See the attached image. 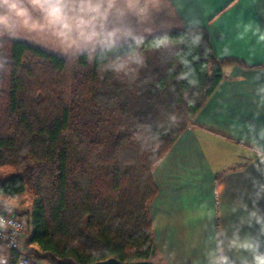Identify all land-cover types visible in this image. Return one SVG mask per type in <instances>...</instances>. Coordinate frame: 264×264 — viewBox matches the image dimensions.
<instances>
[{"label":"trees","instance_id":"trees-1","mask_svg":"<svg viewBox=\"0 0 264 264\" xmlns=\"http://www.w3.org/2000/svg\"><path fill=\"white\" fill-rule=\"evenodd\" d=\"M140 40V62L119 73L22 39L0 52V173H11L0 195L27 196L18 214L37 260L157 264L153 168L222 80L220 64L242 62L216 60L201 27Z\"/></svg>","mask_w":264,"mask_h":264},{"label":"crops","instance_id":"crops-1","mask_svg":"<svg viewBox=\"0 0 264 264\" xmlns=\"http://www.w3.org/2000/svg\"><path fill=\"white\" fill-rule=\"evenodd\" d=\"M192 27L206 31L216 60L233 57L242 64H220L222 80L153 168L157 192L149 213L157 264H208L217 240H225L227 251L237 231L255 237L264 250L261 226L249 222L252 211L264 215V164L256 156L264 150V0H160L136 35ZM21 39L53 52L45 37ZM14 197L0 195V209L22 218L28 231L25 216L10 205ZM27 236L22 252L36 259L39 246ZM9 252L0 240V257ZM227 254L236 264L247 255Z\"/></svg>","mask_w":264,"mask_h":264},{"label":"clouds","instance_id":"clouds-1","mask_svg":"<svg viewBox=\"0 0 264 264\" xmlns=\"http://www.w3.org/2000/svg\"><path fill=\"white\" fill-rule=\"evenodd\" d=\"M159 4L160 0H0V52L22 37L42 36L49 50L70 63L84 57L102 71H126L140 62L137 29L159 11ZM125 42L133 47L121 55ZM4 66L0 56V69ZM256 156L264 164V150L257 149ZM253 220L264 232V215L252 211L249 222ZM261 248L255 237H242L238 231L227 239V251L247 254L240 264H264ZM227 251L225 240L218 239L208 264H236Z\"/></svg>","mask_w":264,"mask_h":264},{"label":"built area","instance_id":"built-area-1","mask_svg":"<svg viewBox=\"0 0 264 264\" xmlns=\"http://www.w3.org/2000/svg\"><path fill=\"white\" fill-rule=\"evenodd\" d=\"M23 221L16 214L0 209V240L10 251H16L15 264H41L22 252ZM8 257H0V264H8Z\"/></svg>","mask_w":264,"mask_h":264},{"label":"rangeland","instance_id":"rangeland-1","mask_svg":"<svg viewBox=\"0 0 264 264\" xmlns=\"http://www.w3.org/2000/svg\"><path fill=\"white\" fill-rule=\"evenodd\" d=\"M23 40V39H22ZM11 173H9V172H7V174H1L0 173V179L2 178V177H7V176H9ZM15 198V200H14V203L13 204H10L11 205V207H16L17 209H19V210H22V209H26L27 207H28V205H29V201H28V199H27V196L25 195V194H21V195H18V196H16V197H14ZM14 204H15V206H14ZM13 205V206H12ZM4 211H6V210H4ZM22 219V218H21ZM23 220V219H22ZM24 225V224H23ZM26 232H28V231H26V229H24V233L23 234H25ZM39 263H41V264H50L48 261H41L40 260V262Z\"/></svg>","mask_w":264,"mask_h":264},{"label":"water","instance_id":"water-1","mask_svg":"<svg viewBox=\"0 0 264 264\" xmlns=\"http://www.w3.org/2000/svg\"><path fill=\"white\" fill-rule=\"evenodd\" d=\"M91 264H155L152 261L149 260H140V261H126V262H120L117 259L110 257L101 261H96Z\"/></svg>","mask_w":264,"mask_h":264}]
</instances>
